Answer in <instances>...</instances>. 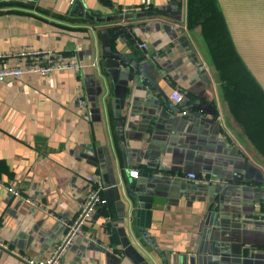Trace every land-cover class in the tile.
<instances>
[{
  "label": "crops",
  "instance_id": "0c3cea01",
  "mask_svg": "<svg viewBox=\"0 0 264 264\" xmlns=\"http://www.w3.org/2000/svg\"><path fill=\"white\" fill-rule=\"evenodd\" d=\"M19 1L0 7V54L80 46L82 68L0 81V181L38 204L0 185V238L47 258L66 228L43 208L74 218L97 173L104 202L85 230L100 243L78 236L60 264H200L201 254L205 264H264V154L232 112L202 28L187 25L188 0ZM216 1L264 91V0ZM116 57L133 73L123 107L106 63ZM135 192L152 198L149 227ZM0 264L26 263L0 248Z\"/></svg>",
  "mask_w": 264,
  "mask_h": 264
},
{
  "label": "built area",
  "instance_id": "2783aa9c",
  "mask_svg": "<svg viewBox=\"0 0 264 264\" xmlns=\"http://www.w3.org/2000/svg\"><path fill=\"white\" fill-rule=\"evenodd\" d=\"M130 10H141V7H123V13ZM142 48H147L146 43L140 44ZM81 47L78 46L70 53H64L54 48H37L32 45H22L17 50L10 54H0V81L8 79H21L25 74L35 73L41 75H50L56 72L71 71L74 74H78L82 68V62L79 59L78 52ZM13 59L22 62V64L9 65ZM171 98L179 104L184 102V95L179 90L175 89L171 93ZM79 103L83 105L84 100L81 94H79ZM186 112V111H184ZM129 175L132 178H138L140 172L138 169L132 168L129 170ZM186 178L199 184L209 185H223L224 180L220 178H213L206 175H198L195 172H188ZM91 186L89 187L84 202L82 203L79 211L74 218L66 219L61 218L52 211H48L43 208L52 218L60 221L66 228V232L61 238L60 242L55 247L54 251L45 259L31 258L18 250L11 248L6 242L0 238V248L10 251L17 258L23 260L26 264H60L62 257L66 254L74 240L78 236H84L94 244H99V240L90 235L85 230V225L90 221L96 208L104 202L102 198L103 180L100 174H94L90 176ZM0 185L3 186L9 193L22 198L24 201L32 206H37V202L26 196L20 189L14 188L11 185L3 184L0 181Z\"/></svg>",
  "mask_w": 264,
  "mask_h": 264
},
{
  "label": "trees",
  "instance_id": "16d2710c",
  "mask_svg": "<svg viewBox=\"0 0 264 264\" xmlns=\"http://www.w3.org/2000/svg\"><path fill=\"white\" fill-rule=\"evenodd\" d=\"M13 4L23 3L19 0L0 1V7ZM187 25L190 29L202 28L232 112L264 154V91L238 55L217 1L188 0Z\"/></svg>",
  "mask_w": 264,
  "mask_h": 264
},
{
  "label": "water",
  "instance_id": "95a60500",
  "mask_svg": "<svg viewBox=\"0 0 264 264\" xmlns=\"http://www.w3.org/2000/svg\"><path fill=\"white\" fill-rule=\"evenodd\" d=\"M0 1H4V0H0ZM106 63L110 65L111 67H114L111 69L113 74H115L116 72L120 74V81H119L120 84L117 87L116 96H117V102L119 103V106L123 107L126 96H127V91L129 88L128 84L131 80V77L133 76V73L130 72L129 69L127 71L120 69L119 67L121 63L119 62L117 57L115 58V60L111 59V60H108ZM199 105L202 106L204 109L208 110L209 112L214 113V110L210 109L207 106V104L204 103V104H199ZM134 194L136 195V199L139 202L138 206L140 208V216L143 219L144 224L147 227H149L150 226L149 221L151 220V217H152V198L150 196L141 194L140 192H135ZM200 253H203V247H200ZM198 260L200 264H205V256L203 254L198 255Z\"/></svg>",
  "mask_w": 264,
  "mask_h": 264
}]
</instances>
